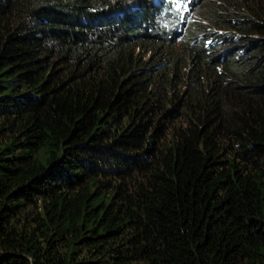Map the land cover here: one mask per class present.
I'll use <instances>...</instances> for the list:
<instances>
[{"label":"trees","instance_id":"1","mask_svg":"<svg viewBox=\"0 0 264 264\" xmlns=\"http://www.w3.org/2000/svg\"><path fill=\"white\" fill-rule=\"evenodd\" d=\"M0 264H264V0H0Z\"/></svg>","mask_w":264,"mask_h":264}]
</instances>
